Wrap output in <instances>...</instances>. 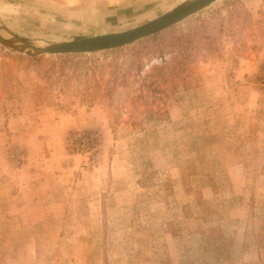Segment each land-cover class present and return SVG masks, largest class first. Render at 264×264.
I'll return each mask as SVG.
<instances>
[{"label": "rangeland", "instance_id": "rangeland-1", "mask_svg": "<svg viewBox=\"0 0 264 264\" xmlns=\"http://www.w3.org/2000/svg\"><path fill=\"white\" fill-rule=\"evenodd\" d=\"M187 0H0L40 46ZM0 264H264V0L84 55L0 44Z\"/></svg>", "mask_w": 264, "mask_h": 264}, {"label": "water", "instance_id": "water-1", "mask_svg": "<svg viewBox=\"0 0 264 264\" xmlns=\"http://www.w3.org/2000/svg\"><path fill=\"white\" fill-rule=\"evenodd\" d=\"M217 1L219 0H187L170 11L125 32L61 42L39 49L31 48V43L19 38L0 25V33L6 37L4 41L0 39V44L18 54L30 57L41 55H84L110 51L131 45L169 29Z\"/></svg>", "mask_w": 264, "mask_h": 264}, {"label": "bare ground", "instance_id": "bare-ground-1", "mask_svg": "<svg viewBox=\"0 0 264 264\" xmlns=\"http://www.w3.org/2000/svg\"><path fill=\"white\" fill-rule=\"evenodd\" d=\"M5 38H6V37H5L2 33H0V39L4 41ZM30 45H31V48H33V49H39V48H44V47H46V46L36 45V44H34V43H31Z\"/></svg>", "mask_w": 264, "mask_h": 264}, {"label": "trees", "instance_id": "trees-1", "mask_svg": "<svg viewBox=\"0 0 264 264\" xmlns=\"http://www.w3.org/2000/svg\"><path fill=\"white\" fill-rule=\"evenodd\" d=\"M155 36V35H154ZM154 36H152V37H154Z\"/></svg>", "mask_w": 264, "mask_h": 264}]
</instances>
